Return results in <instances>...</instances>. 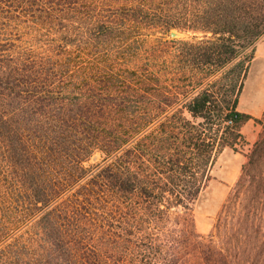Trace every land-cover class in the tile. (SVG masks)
I'll use <instances>...</instances> for the list:
<instances>
[{
    "label": "trees",
    "instance_id": "trees-1",
    "mask_svg": "<svg viewBox=\"0 0 264 264\" xmlns=\"http://www.w3.org/2000/svg\"><path fill=\"white\" fill-rule=\"evenodd\" d=\"M263 36L264 0H0V264H262L264 115L194 207Z\"/></svg>",
    "mask_w": 264,
    "mask_h": 264
},
{
    "label": "rangeland",
    "instance_id": "rangeland-1",
    "mask_svg": "<svg viewBox=\"0 0 264 264\" xmlns=\"http://www.w3.org/2000/svg\"><path fill=\"white\" fill-rule=\"evenodd\" d=\"M177 36L185 34L178 32ZM238 108L251 115L241 128L243 139L235 147H226L219 155L211 170V180L194 207L196 229L203 234L209 233L218 222L243 164L262 134L263 126L259 119L264 115V36L257 42L255 58L244 80Z\"/></svg>",
    "mask_w": 264,
    "mask_h": 264
},
{
    "label": "water",
    "instance_id": "water-1",
    "mask_svg": "<svg viewBox=\"0 0 264 264\" xmlns=\"http://www.w3.org/2000/svg\"><path fill=\"white\" fill-rule=\"evenodd\" d=\"M177 34H178V32L176 30L170 31V35L173 37L177 36Z\"/></svg>",
    "mask_w": 264,
    "mask_h": 264
}]
</instances>
